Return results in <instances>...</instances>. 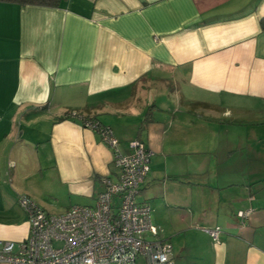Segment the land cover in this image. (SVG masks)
I'll return each mask as SVG.
<instances>
[{
    "label": "crops",
    "instance_id": "crops-1",
    "mask_svg": "<svg viewBox=\"0 0 264 264\" xmlns=\"http://www.w3.org/2000/svg\"><path fill=\"white\" fill-rule=\"evenodd\" d=\"M82 117L151 150L172 264H264V0L0 1V239L28 233L19 194L58 214L117 179Z\"/></svg>",
    "mask_w": 264,
    "mask_h": 264
},
{
    "label": "built area",
    "instance_id": "built-area-1",
    "mask_svg": "<svg viewBox=\"0 0 264 264\" xmlns=\"http://www.w3.org/2000/svg\"><path fill=\"white\" fill-rule=\"evenodd\" d=\"M82 119L112 149L117 179L102 178L103 189L94 206L75 204L58 214L19 194L16 200L26 215L28 233L18 241L0 239V264H136L139 257L145 264H172L171 243L156 236L149 204L137 200L151 150L134 139L132 151L122 154L108 125ZM251 212V208L240 209L236 215L243 222ZM219 231V227L206 229L214 240Z\"/></svg>",
    "mask_w": 264,
    "mask_h": 264
},
{
    "label": "trees",
    "instance_id": "trees-1",
    "mask_svg": "<svg viewBox=\"0 0 264 264\" xmlns=\"http://www.w3.org/2000/svg\"><path fill=\"white\" fill-rule=\"evenodd\" d=\"M0 1L13 2V3H17L19 5L36 4V5H44V6H57L61 0H0ZM191 105L193 107H195V106L208 107L209 104H207V103H192ZM68 113L69 112H67V114ZM86 119H88V118H86Z\"/></svg>",
    "mask_w": 264,
    "mask_h": 264
},
{
    "label": "rangeland",
    "instance_id": "rangeland-1",
    "mask_svg": "<svg viewBox=\"0 0 264 264\" xmlns=\"http://www.w3.org/2000/svg\"><path fill=\"white\" fill-rule=\"evenodd\" d=\"M53 212H57V211H53ZM53 212H52V213H53Z\"/></svg>",
    "mask_w": 264,
    "mask_h": 264
}]
</instances>
